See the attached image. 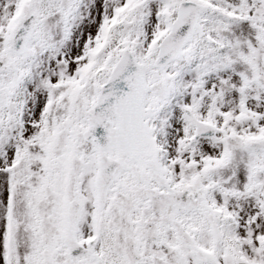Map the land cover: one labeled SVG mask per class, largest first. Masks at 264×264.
Returning <instances> with one entry per match:
<instances>
[{
    "label": "snow or ice",
    "instance_id": "1",
    "mask_svg": "<svg viewBox=\"0 0 264 264\" xmlns=\"http://www.w3.org/2000/svg\"><path fill=\"white\" fill-rule=\"evenodd\" d=\"M0 264H264V0H0Z\"/></svg>",
    "mask_w": 264,
    "mask_h": 264
}]
</instances>
